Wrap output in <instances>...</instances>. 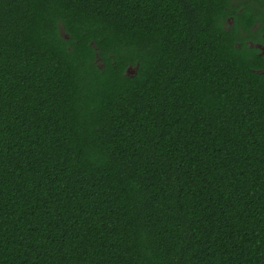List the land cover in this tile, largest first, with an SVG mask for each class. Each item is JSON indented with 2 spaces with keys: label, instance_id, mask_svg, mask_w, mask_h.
Returning a JSON list of instances; mask_svg holds the SVG:
<instances>
[{
  "label": "trees",
  "instance_id": "trees-1",
  "mask_svg": "<svg viewBox=\"0 0 264 264\" xmlns=\"http://www.w3.org/2000/svg\"><path fill=\"white\" fill-rule=\"evenodd\" d=\"M226 2L0 0V264H264V73Z\"/></svg>",
  "mask_w": 264,
  "mask_h": 264
},
{
  "label": "flooded vegetation",
  "instance_id": "flooded-vegetation-1",
  "mask_svg": "<svg viewBox=\"0 0 264 264\" xmlns=\"http://www.w3.org/2000/svg\"><path fill=\"white\" fill-rule=\"evenodd\" d=\"M222 27L233 36V44L243 50L252 70L264 73V0H227Z\"/></svg>",
  "mask_w": 264,
  "mask_h": 264
},
{
  "label": "water",
  "instance_id": "water-1",
  "mask_svg": "<svg viewBox=\"0 0 264 264\" xmlns=\"http://www.w3.org/2000/svg\"><path fill=\"white\" fill-rule=\"evenodd\" d=\"M127 70H129V68H127Z\"/></svg>",
  "mask_w": 264,
  "mask_h": 264
}]
</instances>
